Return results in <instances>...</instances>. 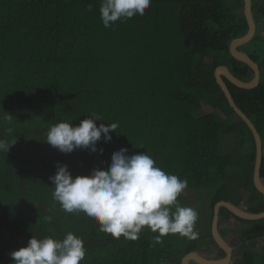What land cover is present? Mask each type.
Instances as JSON below:
<instances>
[{"label":"trees","instance_id":"trees-1","mask_svg":"<svg viewBox=\"0 0 264 264\" xmlns=\"http://www.w3.org/2000/svg\"><path fill=\"white\" fill-rule=\"evenodd\" d=\"M256 4L252 0L253 10ZM100 5L101 0H0V139L16 140L8 153L0 152V264H13L10 253L27 247L32 236L62 240L68 232L83 239L82 264H154L174 244L186 245L177 253L181 258L197 251V242L212 243L223 256L211 236L214 205L224 201L252 214L264 212V195L253 184V136L214 78L220 66L240 81L253 77L229 53L230 42L248 30L243 2L152 0L143 17L110 28L102 24ZM223 80L261 137L263 182L264 81L244 90ZM202 104L236 121L199 116ZM19 111L28 117L24 126L10 119ZM92 113L103 119L95 121L98 127L119 124L110 142L102 135L97 152L64 154L46 142L52 125L78 126ZM231 135L234 148L224 153L222 140ZM120 149L146 152L166 173L186 179L187 189L214 188L207 232L195 240L168 234L157 242L159 233L145 227L137 240L117 239L86 214L63 211L49 179L57 165H66L73 178L90 176L107 171ZM219 219L228 222L223 230L218 225L224 239L239 234L235 222L254 223L224 208ZM239 264H264V246L260 256L243 250Z\"/></svg>","mask_w":264,"mask_h":264},{"label":"clouds","instance_id":"clouds-1","mask_svg":"<svg viewBox=\"0 0 264 264\" xmlns=\"http://www.w3.org/2000/svg\"><path fill=\"white\" fill-rule=\"evenodd\" d=\"M152 0H101L100 19L105 28L117 21L143 17ZM92 11V5L88 6ZM84 119L78 126L70 122L52 125L46 142L61 153L70 154L76 149L97 152V142L104 138L108 143L116 133L118 123L100 124L96 113ZM16 140L9 143L0 139V152L9 151ZM103 154V149H100ZM53 199L67 213H84L99 230L114 238L139 239L147 227L157 242L168 234H179L191 240L199 237L195 225L198 212L182 206L179 197L187 189L188 181L166 173L156 165L146 152L129 155L127 149L113 153L107 171L93 170L90 176L73 178L66 165H57L54 176ZM51 220V217H48ZM86 249L83 239L72 232L61 239L34 236L27 247L10 253L13 264H82Z\"/></svg>","mask_w":264,"mask_h":264},{"label":"water","instance_id":"water-1","mask_svg":"<svg viewBox=\"0 0 264 264\" xmlns=\"http://www.w3.org/2000/svg\"><path fill=\"white\" fill-rule=\"evenodd\" d=\"M243 2V15L246 20L248 30L245 34L234 38L229 44V53L233 59L248 66L253 72V77L250 81L244 82L236 79L225 66L218 67L214 72V78L219 86L221 92L224 94L228 105L233 110L234 114L243 121L250 130L255 144V159L253 169V184L255 189L262 195H264V184L260 179V170L262 164V140L258 132L256 131L252 122L248 117L235 105L231 94L223 79L227 80L231 85L244 90H252L256 88L260 83V70L258 64L254 62L249 56L240 50L241 46L249 43L256 30V24L254 16L255 14L263 15L264 13V0H257L256 12L252 10V0H242ZM224 208L230 212L234 217L247 221V222H261L264 220V212L258 214H252L245 211L242 208L236 207L228 202H218L213 207V216L211 220V236L215 245L224 253L222 258L210 259L205 258L197 251L186 254L181 261V264H189L193 262L195 264H231L233 257V248L222 238L218 230L219 212ZM250 230H257L260 235H264V224L256 223L254 226H250Z\"/></svg>","mask_w":264,"mask_h":264},{"label":"rangeland","instance_id":"rangeland-1","mask_svg":"<svg viewBox=\"0 0 264 264\" xmlns=\"http://www.w3.org/2000/svg\"><path fill=\"white\" fill-rule=\"evenodd\" d=\"M256 12V9L255 11ZM258 14V13H257ZM255 14V24H256V30L255 34L252 38V40L247 43L244 46L240 47V50L245 53L247 56H256L258 58V67L260 70V81H264V13L263 15ZM9 109L15 110V107H18V105H9ZM14 106V107H13ZM23 109V108H22ZM24 110V109H23ZM25 111V110H24ZM26 112V111H25ZM209 113L215 114V116L224 121L228 124H232L236 121V116H231L230 118H225L223 114L220 112H214V110L207 105H201L200 108L197 111V115L202 116ZM11 120H17L18 122L25 123L23 121L24 119H28L23 112L19 111L17 114L11 113ZM234 148V135L226 136L222 140L221 144V150L225 152H231ZM59 152V150L57 149ZM264 184V181H263ZM214 194V188H198V189H186L180 196L182 202L181 205L185 207H191L194 208L198 214L199 218L195 225V231H197L199 234L205 233L208 230L209 226V218H210V203L212 200ZM243 206L248 207L250 205L243 204ZM223 219V218H222ZM219 219L218 225L221 230H223L226 226H228V222L226 220ZM236 223V222H235ZM236 227H240L241 229L245 227V225L242 224H235ZM183 236H180L179 234H172L171 239L177 240ZM226 241L231 245L233 248V262L231 264H239L241 260V254L243 250H250L255 255L260 256L261 254V248L264 246V235L263 237H259L256 239L248 238L245 239L243 242H240L237 237H235L233 234H228L226 236ZM187 244V243H186ZM179 245V244H178ZM186 245L181 244L179 247H176L179 251L184 249ZM196 249L199 254H201L205 258H209V255L217 254V250L214 248L213 244L208 242V245L205 246L203 242H197L196 243ZM208 247V248H207ZM220 255H223L221 253ZM193 264V263H192Z\"/></svg>","mask_w":264,"mask_h":264},{"label":"flooded vegetation","instance_id":"flooded-vegetation-1","mask_svg":"<svg viewBox=\"0 0 264 264\" xmlns=\"http://www.w3.org/2000/svg\"><path fill=\"white\" fill-rule=\"evenodd\" d=\"M256 8H257V4H256ZM255 8V9H256ZM253 10V9H252ZM255 10H253L254 12ZM258 15V14H257ZM256 223H260V222H254L253 224H250V225H247V224H243V223H240L242 225H245L244 228H240V227H237L236 228V225L235 224H238V223H235L234 224V228L239 232V234H235V236L237 237V239L241 242V238L244 237L245 239H248V238H253V239H256V238H259V237H263V235H260V233L255 230V229H252L250 230V226H254ZM260 224H263V223H260ZM176 247H179L178 244H174L173 247H172V250L170 253H165L161 256V258L159 259V262L158 263H154V264H181V261H182V258H178V249ZM208 248V247H207ZM224 256V255H223ZM223 256H218L217 254H211L209 255L208 257L210 259H216V258H222ZM233 258H232V262H233ZM193 262H190L189 264H192ZM195 264V263H193Z\"/></svg>","mask_w":264,"mask_h":264}]
</instances>
